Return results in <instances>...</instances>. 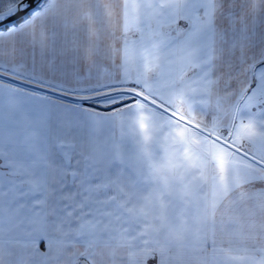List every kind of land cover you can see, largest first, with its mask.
<instances>
[{
    "label": "snow or ice",
    "instance_id": "obj_1",
    "mask_svg": "<svg viewBox=\"0 0 264 264\" xmlns=\"http://www.w3.org/2000/svg\"><path fill=\"white\" fill-rule=\"evenodd\" d=\"M0 264H264V0H0Z\"/></svg>",
    "mask_w": 264,
    "mask_h": 264
}]
</instances>
